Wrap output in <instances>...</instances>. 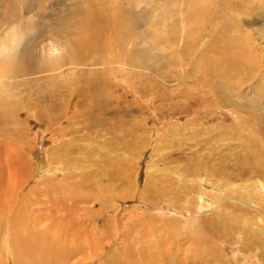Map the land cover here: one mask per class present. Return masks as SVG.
Returning <instances> with one entry per match:
<instances>
[{
    "label": "rangeland",
    "instance_id": "obj_1",
    "mask_svg": "<svg viewBox=\"0 0 264 264\" xmlns=\"http://www.w3.org/2000/svg\"><path fill=\"white\" fill-rule=\"evenodd\" d=\"M11 1L0 0V25L4 29L1 30L3 34L1 33L0 38L11 41V43L20 40L16 47V51L20 55L15 53L12 58L9 57L10 60H14V65H20L26 61L27 50L39 52L36 43L41 37H44L43 32L48 30L47 24H49L48 27L50 26L49 29H52L50 25L52 24L55 32H52L53 29L49 31L50 38L62 36V53H70V50L66 48V40L69 41L71 38H74V41L78 38L82 40L85 33L86 36L95 30L101 40L100 47L108 50V52L104 51V55L111 54V59H114V55H120L129 62L134 57L140 59L141 67L131 65L125 67L127 71L125 69L122 72L119 71L120 74H125L123 80L129 78L127 80L129 84L125 85L126 88L121 85V81L117 82L116 77L109 76L104 80V83L109 82L110 86L108 88L106 84L104 87L106 91L101 89L103 96L98 100L100 108L94 111L96 117L93 116L83 122L75 120L76 125L88 124L87 126L91 128L87 127L89 129L86 128V132L81 131L82 135L79 133L80 135L77 136L69 134V129L76 126L75 122L73 120L67 122L77 112L78 104L75 102V97L61 96L55 100L53 110L48 111L53 114L57 110L55 112L57 118L55 117L52 121L53 126H50L46 121L37 123L30 114L33 109L30 106H26V109L22 105L23 98L20 96L21 92V95H30L36 86L33 84L21 85L27 88V93L21 87L19 90L22 91L16 92L19 93V96L16 97V93L10 94L8 89L9 86H14L16 81L8 82L7 79L0 78L3 81L0 83L2 85H0V115L5 113L4 118L0 116V168L4 171L0 169V179L6 180L4 177L8 174L6 172H11L10 168H17V173L19 171L23 173L24 178L19 183L22 187L18 188L16 193L18 201L17 209L15 208L14 212L16 215L19 214L17 217L23 216L26 218L24 220H29L31 214L27 210L34 209L37 217H39V213L43 212L42 216L45 214L47 219L45 218L44 221L37 224L36 230L43 232L44 229V232L48 234L46 227L49 224L55 223L60 220L59 218L64 219V222L61 220L60 223L68 225H65L67 228H63L62 231L70 229V232L67 231V235L70 234L78 241L88 234L86 232L89 230V220H93L96 236L103 237L106 234L108 239L110 237H113L114 240L117 239V241L111 240L113 242L108 245H101L102 250H96V252H94L93 246L82 248L78 253L82 251L83 253L71 257L66 264H120V261L132 262V264H158L156 259L165 260L168 264H191L188 262L190 257H201L207 260L201 261V264H240L243 260L245 264H264V249L261 248V252L260 248H257L264 245L251 238L254 236L251 234L255 233V237L258 235L264 241V225L260 226L264 221V200L257 198L260 187L258 183L256 185L259 180L264 183V158L261 159V156L264 155V142H262L264 141V98H262L264 97V0H250L253 4L248 0L243 3L242 0H201L202 5L210 7L211 11L207 10V13H203L197 8L199 0ZM32 2L34 3L32 4ZM111 3L112 5L108 6ZM194 10H197L198 13H192ZM156 14H160L159 18ZM102 19H106L108 23L110 21L108 28L102 27L107 24V21L103 23ZM7 25L10 26L5 28ZM110 26L113 28L110 29ZM12 29L13 34L16 33L13 36H11ZM97 29L101 32L97 33ZM57 32L58 36H54ZM16 37L17 39L14 41ZM38 38L40 39L38 40ZM74 41L70 40L69 42ZM0 43H4V41ZM108 44H112L113 47ZM26 45L28 48L25 47ZM120 46L126 48L130 54L132 53V56L127 54L126 50L123 53H117L116 49L118 50ZM14 51L15 49L12 53ZM7 63H1L4 74L6 73L4 68L8 66ZM71 69V67L63 66L62 75L65 76V81L58 83L69 84L76 75L80 77L83 76V73L90 71V68L80 69V74L76 70L73 75L70 74ZM28 77L23 76L16 79L22 81ZM37 90L39 94H42L39 92L41 87ZM68 90L69 93L78 97L76 95L77 88L65 91L68 92ZM115 96L117 97L115 98ZM41 108L44 110L43 106ZM201 122L202 124H199ZM52 128L55 130L59 128L65 133L63 131L53 133ZM254 133L257 134L254 135ZM38 138L43 142V145L40 144ZM260 139L262 140L260 141ZM69 140L74 141L68 142ZM31 142H34V145ZM249 143L252 151L255 152L251 153L250 149L247 152L246 148ZM184 145L187 146L186 149ZM41 149L44 150L41 151ZM242 149L246 151L243 152ZM241 152L246 153V156ZM166 156L169 157H167L168 160ZM241 158H243L242 161ZM251 159L252 161H250ZM197 160L199 163L196 166ZM204 162L209 166L207 167ZM237 162L240 163L238 166ZM56 164H61L58 174L52 171L53 168L54 170L58 169ZM180 164L181 166L178 167L177 165ZM190 164L192 168L198 167V171L195 172L194 168L187 166ZM224 165L225 167H223ZM120 166L122 167L120 168ZM173 167L180 172L172 170ZM255 168L262 170L258 172L259 177L252 173ZM116 169L118 170L116 171ZM189 169L192 172L190 174L187 172ZM47 170L49 171L47 172ZM249 174H252V177ZM198 176H203V178L199 179ZM59 178L65 183L74 181L76 185L82 181L85 193L95 192L93 188L102 185H106V188L103 192H98L100 201L96 200L95 203H91L92 206L89 208L90 201L83 204L89 210L87 214L83 207L78 215L72 216V220H67L65 219L67 216H64L67 214H64L65 210L57 209L56 204L52 201L54 196L58 197L61 194H57L58 192L55 191L54 193L52 187L48 188V186H53V188L63 191L64 188L56 187L51 181V179L58 180ZM156 179H159L160 182ZM49 181H51L50 184ZM201 182H206L207 187L198 186ZM42 184L44 185L42 186ZM144 184L152 186L156 184L159 189L162 187L168 191L176 189V191L184 192L192 189L193 193L181 197V202L186 201L192 206L200 203L203 206L199 212L201 217L215 225H217L216 215L213 216L215 218L213 220L209 214L213 211L220 214L219 201L222 197L225 201L226 198L230 199L227 202L234 208H229L230 213L228 214L237 215L240 219L245 217L248 221L246 228L249 226V229L253 228L251 232L244 231L243 233V238L248 242H241V238L236 237L237 234H231L233 232H229L227 237L225 236L226 241L221 238L217 239V237L216 241L213 236L216 231L209 226H206L202 231L201 225L199 224L200 227H198L194 221L192 222L193 229L191 226H185V228L191 233L197 230L195 234L187 235L189 233L185 231L180 233V222L183 224V221L188 218L189 209L188 211L184 210L186 214L178 215L172 212L170 205H179L180 200L170 196L167 191L159 193L157 196L152 192L153 190L145 189L143 192ZM185 185L188 188L183 189ZM67 187L69 190L72 189L70 186ZM196 187L199 188V192L203 193L204 202L201 201L202 203L199 202L198 195L194 192ZM47 188L50 190L48 194L45 193L48 196L42 195L41 193ZM255 188L258 189L257 192ZM228 193L229 198L226 197ZM214 195L219 197L218 206L211 203ZM81 196L84 194L82 193ZM60 200L61 197H58L57 201ZM39 201H44V204H39ZM100 202L105 206L102 211ZM23 203L25 206L22 205ZM27 206L31 209H28ZM36 208L40 210L38 211ZM173 208L176 209V207ZM224 209L225 212L229 211ZM255 209L257 210L255 211ZM251 214L253 217L250 216ZM51 216L55 218L54 221L51 220ZM88 217L90 218L88 219ZM206 220H204V224L208 225ZM255 220L256 222H254ZM168 222L173 226L171 225L169 228ZM46 223H48L47 226H45ZM78 223L80 224L78 225ZM81 224L83 226H80ZM41 225L43 226L41 227ZM39 226L42 230H39ZM73 227L74 229H72ZM0 228H2L0 229L1 233L5 227ZM20 230L23 233L25 229ZM48 231L52 236L54 228ZM63 232L60 233L63 234ZM200 233L206 243L201 238L195 237ZM3 236H0V264H21V260H25L27 256L19 255L18 250L16 251L17 256L16 253L10 255L3 247ZM203 248L209 250L214 248L213 256L206 258L202 253ZM235 252L239 253H237V259L234 257L232 259L231 254ZM85 255L89 258L81 259V256ZM136 256L142 258V263L134 260ZM254 258L258 263L253 260ZM26 260L28 261V259ZM249 260L250 262H248Z\"/></svg>",
    "mask_w": 264,
    "mask_h": 264
},
{
    "label": "bare ground",
    "instance_id": "obj_2",
    "mask_svg": "<svg viewBox=\"0 0 264 264\" xmlns=\"http://www.w3.org/2000/svg\"><path fill=\"white\" fill-rule=\"evenodd\" d=\"M11 1V0H10ZM13 1V0H12ZM11 1V2H12ZM182 1V0H181ZM193 1V0H192ZM243 1H246V0H242V3H243ZM248 1H250V0H248ZM248 1H246V2H248ZM252 1V0H251ZM250 1V2H251ZM6 2V1H5ZM178 2V1H177ZM249 2V3H250ZM34 2H32V4H33ZM118 3V2H117ZM146 3V2H145ZM183 3V2H182ZM200 3V4H199ZM252 3V2H251ZM184 4V3H183ZM188 4V3H187ZM206 4V3H205ZM253 4V3H252ZM110 5H112V3L111 4H109L108 6H110ZM126 5V4H125ZM182 5V4H181ZM180 5V6H181ZM244 5H246L245 3H244ZM19 7V6H18ZM188 7H190L189 5H188ZM212 7V6H211ZM109 8V7H108ZM133 8V7H132ZM197 8L199 9V10H201L203 13L204 12H206L207 13V10H208V12H209V10H210V7H206V6H204V5H202V1L201 0H199V2L197 3ZM196 8V9H197ZM214 8V7H213ZM218 8V7H217ZM106 9V8H105ZM110 9V8H109ZM168 10V9H167ZM217 10V9H216ZM11 11V10H10ZM182 11H183V9H182ZM197 11V10H196ZM195 10H194V12H192V13H195L196 12ZM211 11V10H210ZM180 12V11H179ZM7 13V12H6ZM130 13V12H129ZM152 13V12H151ZM182 13V12H181ZM198 12H196V14H197ZM202 13V14H203ZM188 14V13H187ZM159 15L160 14H156V16L159 18ZM210 15V14H209ZM162 16H163V14H162ZM208 16V15H207ZM215 16V15H214ZM39 17V16H38ZM103 17V16H102ZM152 17V16H151ZM199 17V16H198ZM10 18V17H9ZM16 18V17H15ZM104 18V17H103ZM109 18V17H108ZM169 18V17H168ZM193 18V17H192ZM215 18V17H214ZM154 19V18H153ZM201 19V18H200ZM109 20V19H108ZM110 20L111 21H113L111 18H110ZM116 20V19H115ZM155 20V19H154ZM181 20V19H180ZM11 21V20H10ZM16 21V20H15ZM103 23H106V19H102L101 20ZM151 21V20H150ZM177 21V20H176ZM201 21V20H200ZM203 21V20H202ZM143 22V21H142ZM8 23V22H7ZM12 23V22H11ZM109 23H110V21H109ZM108 23V21H107V24H104V26H102L103 28H108L109 26L108 25H110ZM113 23V22H112ZM115 23V22H114ZM113 23V24H114ZM205 23V22H204ZM203 23V24H204ZM5 24V23H4ZM48 25L49 24H47V28H48V30L46 29V31L45 32H43L44 33V37H41V39L40 38H38V42L36 43L37 45L36 46H38V50H39V52H36V51H33V50H27L26 51V61L25 62H23L22 64H20V65H14L15 63H14V60H10L9 59V57H11L12 58V56H13V54H18L17 53V51H16V47L19 45V43L20 42H18V41H20V40H18L16 43H11V41H7L6 39H1L0 38V42H3L4 41V43H6V44H4V43H0V53H1V60H0V62L2 63H7L8 64V66H6L7 68H4V70L6 71V73L4 74V73H2V72H4V71H2V66H1V63H0V73H2L1 75H0V78H3V79H7V81L8 82H10V81H13V80H15L14 82V86H9V91H10V94H13V93H16V92H21L22 90H25L26 91V93H27V88H24L23 86H21V85H28V84H33V85H35L36 86V89H33V91H32V93L30 94V95H21V93H20V96L23 98V100L25 101V103H24V101L23 100H21L22 101V105L23 106H30L32 109H33V111L30 113L34 118V120L37 122V123H41V122H44V121H46V122H48L49 124H50V126H53V119L56 117L57 118V114H55V112H57V110L56 111H54V113L53 114H50V112H48V111H52L53 109L52 108H54V105H55V100L57 99H59L61 96H64V97H75V102H76V104H78L77 105V112H75L74 114H73V116L72 117H70L69 119H68V121L67 122H70V121H74L75 122V120H78V121H81V122H83V120L84 121H86V119H91L93 116H94V111L95 110H98L99 108H100V103H99V99H101L102 98V94H101V89H103V91H106L105 89H104V87H106V84H107V87L109 88V86H110V84H109V82H106V83H104V80L105 79H107V77H109V76H111V77H116L117 78V82H120L121 81V85L124 87V88H126V86L125 85H128L129 83V81L127 82V80L129 79V78H127V80H123V78H124V75H122V74H120L119 73V71H123V69H125V67H129V66H137L138 68L140 67V59H137V58H134L133 57V60H131L130 62L129 61H127V60H125L124 58H123V56L121 57L120 55H114V59H111V54H109V55H104V51H106V52H108V50L106 49V48H104V47H100V44H101V40L99 39V36H97L96 35V33H95V30L94 31H92L91 33H89L88 35H86L85 36V34H84V36H83V39L81 40L80 38H78L77 40H75L74 41V38L72 39H69V41L70 40H73L74 42H69L68 40H66L65 42H67V49H69L70 50V53H62V51H63V46H62V44H61V42L63 41L62 40V36H58V32H57V34H55L54 36H58L57 38H50V33H49V31L50 30H52L53 29V25L52 24H50L51 25V27H52V29L50 28L49 29V27H48ZM10 25H7L5 28H8ZM39 26V25H38ZM162 26V25H161ZM2 26L0 25V35H2L3 33H2V31L4 30L3 28H1ZM4 27V26H3ZM123 27V26H122ZM164 27V26H163ZM205 27V26H204ZM112 28H113V26H112ZM111 28V26H110V29H112ZM197 28V27H196ZM3 29V30H2ZM15 29V28H14ZM16 29H18V28H16ZM91 29V28H90ZM2 30V31H1ZM98 30V29H97ZM116 30V29H115ZM172 30V29H171ZM40 31V30H39ZM38 31V32H39ZM99 31L100 30H98L97 31V33H99ZM7 32V31H6ZM10 32V31H9ZM16 32V31H15ZM22 32V31H21ZM24 33H26L27 34V32H25V31H23ZM37 32V33H38ZM52 32L54 33L55 31H54V29L52 30ZM88 32H89V30H88ZM101 32V31H100ZM117 32V31H116ZM2 33V34H1ZM23 33V34H24ZM102 33H103V31H102ZM101 33V35H103ZM16 34V33H15ZM15 34H13V29H12V32H11V36H13V35H15ZM22 35V34H21ZM39 35V34H38ZM40 35H41V32H40ZM62 35V34H61ZM100 35V34H99ZM4 36H5V33H4ZM9 36H10V34H9ZM19 36V35H18ZM51 36H52V33H51ZM128 36V35H127ZM173 36V35H172ZM21 37V36H20ZM20 37H18L19 39H21ZM53 37V36H52ZM112 37V36H111ZM110 37V38H111ZM126 37V36H125ZM49 38V40H47ZM101 38V37H100ZM128 38V37H127ZM17 39V37L16 38H14V41ZM33 39V38H32ZM76 39V38H75ZM241 39V38H240ZM8 40H10V39H8ZM65 40V39H64ZM44 41H47V42H44ZM127 41V40H126ZM8 42H10L9 43V45H8ZM26 42V41H25ZM104 42V41H103ZM237 42V41H236ZM29 44V43H28ZM105 44V43H104ZM102 45V44H101ZM109 45V44H108ZM110 45H112V44H110ZM109 45V46H110ZM115 45H116V43H115ZM28 45H26L25 47H27ZM106 46V45H105ZM143 46V45H142ZM112 47H113V45H112ZM117 47H118V45H117ZM28 48V47H27ZM31 48V47H30ZM64 48H65V46H64ZM103 48H104V50H103ZM119 48H120V50H119ZM118 48V50L120 51H118L117 49H116V52L117 53H123V51L124 50H126V48H124L123 46H120ZM15 49V51H14V53H12V51ZM33 49V48H32ZM75 49V50H74ZM66 50V49H65ZM60 51V52H59ZM76 51V52H75ZM127 52H125V53H127V54H130V52L128 51V50H126ZM133 51V50H132ZM256 51V50H255ZM21 52V51H20ZM105 52V53H106ZM144 52H145V50H144ZM144 52H142V53H144ZM154 52H157V51H154ZM153 52V53H154ZM66 54V55H65ZM116 54V53H115ZM126 54V55H127ZM132 54V53H131ZM130 54V55H131ZM18 55H20V54H18ZM23 55V54H22ZM88 55V56H87ZM125 55V54H124ZM132 56V55H131ZM136 56V55H135ZM137 57V56H136ZM140 57V56H139ZM126 58V57H125ZM18 59V58H17ZM20 59V58H19ZM128 59V58H127ZM130 59H132L131 57H130ZM21 60V59H20ZM24 60V59H23ZM208 61V60H207ZM144 62V61H143ZM142 62V63H143ZM14 63V64H13ZM20 63V62H19ZM231 63V62H230ZM181 64H182V62H181ZM79 65V66H78ZM143 65V64H142ZM249 65V64H248ZM63 66H66V67H71L72 69H71V73L70 74H73L74 75V72L77 70V72H78V74H80L81 73V70L80 69H85V68H90V71L89 72H86V73H83V76H77L76 75V77H75V79H71L72 81H70L69 82V84L68 83H64V84H60V83H58L59 81L60 82H64L65 81V76H63L62 75V72H63ZM97 66H99L100 68H102V69H98L97 68ZM145 66V65H144ZM234 66V65H233ZM115 67H117V68H115ZM143 67V66H142ZM113 68H115V70H113ZM141 68V67H140ZM236 68V67H235ZM103 70V71H102ZM126 71H127V69H125ZM129 70V69H128ZM148 71V70H147ZM141 72V71H140ZM21 73H24V74H21ZM139 73V72H138ZM21 74V75H20ZM87 74V75H86ZM28 75H30L29 77H28ZM34 75H36V76H34ZM28 77V78H26V79H24V78H22V79H24V80H22V81H17V79H18V77ZM101 76H102V78H101ZM119 77H122V78H120L119 79ZM17 78V79H16ZM67 81V80H66ZM171 81V80H170ZM3 81H1L0 80V83H2ZM133 82V81H132ZM4 84V83H3ZM10 84V83H9ZM139 84H141V83H139ZM1 85V84H0ZM6 85V84H5ZM132 85V84H131ZM2 86V85H1ZM41 87V90L39 91V92H41L42 94H39L38 93V88L39 87ZM48 86H50V87H48ZM102 86H103V88H102ZM22 87V90L20 91L19 90V88H21ZM44 87H48V88H44ZM128 87V86H127ZM29 88H31V87H29ZM44 88V89H43ZM74 88H77V90H76V95L78 96V97H76L74 94H72V93H69V90H68V92L67 91H65L66 89H74ZM115 88V87H114ZM129 88H131V87H129ZM133 88V87H132ZM139 88V90H141L140 89V87H138ZM146 88V87H145ZM164 88V87H163ZM7 89V90H8ZM128 89V88H127ZM135 89V88H134ZM143 89V88H142ZM149 89V88H148ZM30 90H32V89H30ZM228 90V89H227ZM230 90V89H229ZM61 91H63V92H61ZM102 91V92H103ZM128 91V90H127ZM131 91V90H130ZM132 91H133V89H132ZM131 91V92H132ZM8 92V91H7ZM134 92V91H133ZM138 92V91H137ZM30 93V92H29ZM140 93H141V91H140ZM143 94V93H142ZM136 95V94H135ZM263 95V94H262ZM9 96V95H8ZM16 97H18L19 96V93H16V95H15ZM123 96V95H122ZM136 96H138V94L136 95ZM253 96V95H252ZM117 96H115V98H116ZM119 97V96H118ZM140 97H142V95L140 94ZM139 97V98H140ZM32 98H34V99H32ZM159 98V97H158ZM262 98H264V97H262ZM1 99V98H0ZM16 99V98H15ZM31 99V100H30ZM124 99V98H123ZM223 99V98H222ZM9 100V99H8ZM7 100V101H8ZM64 100V99H63ZM106 100V99H105ZM261 100V99H260ZM3 101V100H2ZM13 101V100H12ZM107 101V100H106ZM173 101V100H172ZM8 102H10V101H8ZM63 102V101H62ZM119 102V101H118ZM261 102H263V101H261ZM12 103V102H11ZM10 103V104H11ZM14 103V102H13ZM117 103V102H116ZM3 104H4V101H3ZM109 105H110V103H108ZM4 105H6V103L4 104ZM35 105H37V106H35ZM40 105V106H39ZM173 105V104H172ZM33 106H35V107H33ZM41 106H43L44 107V110L41 108ZM264 106V105H263ZM261 107V106H260ZM23 108V107H22ZM102 108V107H101ZM151 108V107H150ZM26 109H27V107H26ZM52 109V110H51ZM106 109V108H105ZM115 109V108H114ZM169 109V108H168ZM174 110V109H173ZM1 111H3V110H1ZM11 111V110H10ZM19 111H21L20 109H19ZM29 111V110H28ZM114 111V110H113ZM13 112V111H12ZM17 112V111H16ZM30 112V111H29ZM97 112V111H96ZM100 112V111H99ZM3 113V112H2ZM96 114V113H95ZM119 114V113H118ZM4 115H5V113H4ZM4 115H0L1 116V118L3 117L4 118ZM97 115V114H96ZM112 115V114H111ZM128 115V114H127ZM116 116V115H115ZM259 116V115H258ZM94 117H96V116H94ZM14 118V117H13ZM29 120V119H28ZM99 120V119H98ZM119 120V119H118ZM11 121V120H10ZM110 121V120H109ZM92 122V121H91ZM90 122V123H91ZM86 123V122H85ZM87 123H88V121H87ZM188 123V122H187ZM73 124V123H72ZM96 124V123H95ZM199 124H202V122L201 123H199ZM203 124H205V123H203ZM74 125V124H73ZM75 125H76V122H75ZM88 124H86V125H81V126H78V125H76L75 127L74 126H72V128H70L69 130H70V132H69V134L70 135H72V136H77V135H80L81 133V131L84 133V132H86L85 131V129L87 128V127H89V128H91L90 126H87ZM190 125V124H189ZM40 126V125H39ZM49 126V127H50ZM204 126V125H203ZM94 127V126H93ZM92 127V128H93ZM199 127H200V125H199ZM198 127V128H199ZM89 128H87V130L89 129ZM204 128H206V127H204ZM64 129V128H63ZM65 129H67V128H65ZM116 129V128H115ZM4 130V129H3ZM68 130V129H67ZM84 130V131H83ZM201 130H202V128H201ZM11 131V130H10ZM9 131V132H10ZM52 131H53V133H56L57 131H61V129L59 130V128L57 129V130H55V128H52ZM63 131V130H62ZM61 131V132H62ZM66 131V130H65ZM29 132V131H28ZM67 132V131H66ZM88 132V131H87ZM94 132V131H93ZM256 132V131H255ZM2 133V132H1ZM7 133V132H6ZM37 133L39 134V132L37 131ZM52 133V134H53ZM59 133V132H58ZM63 133H65L64 131H63ZM80 133V134H79ZM89 133V132H88ZM91 133V132H90ZM258 133V132H257ZM256 133V134H257ZM60 134V133H59ZM58 134V135H59ZM66 134H68V133H66ZM255 133H254V135H256ZM12 135V134H11ZM54 135H56V134H54ZM61 135V134H60ZM82 135V134H81ZM120 135V134H119ZM204 135V134H203ZM69 136V135H68ZM199 136H200V134H199ZM63 137V136H62ZM15 138V137H14ZM32 138V137H31ZM263 138V137H262ZM123 139V138H122ZM31 140V139H30ZM35 140V139H34ZM33 140V141H34ZM38 140H40L39 138H38ZM84 140H85V138H84ZM242 140V139H241ZM262 139H260V141H261ZM74 140H69L68 142H73ZM199 142V141H198ZM253 142V141H252ZM262 142H264V141H262ZM31 143H33L32 145H34V142H31ZM25 144V143H24ZM27 144V143H26ZM25 144V145H26ZM40 144L41 145H43V142H41V140H40ZM87 144V143H86ZM184 144H186L185 143V141H184ZM198 144V143H197ZM196 144V145H197ZM185 146V149H186V145H184ZM27 147V146H26ZM33 147V146H32ZM43 147V146H42ZM44 149H45V146H44ZM44 149H41V151H43ZM180 149V148H179ZM188 149V148H187ZM247 152H249L250 150V152L251 153H253V152H255L254 150L252 151V149H251V145H250V143L248 144V146H247ZM248 149H250V150H248ZM82 150V149H81ZM123 150V149H122ZM183 150V149H182ZM243 150V149H242ZM241 150V151H242ZM87 151V150H86ZM190 151V150H189ZM244 151H246V150H243V152ZM31 152V151H30ZM172 152V151H171ZM170 152V153H171ZM193 152V151H192ZM243 152H241L242 154H243ZM44 153V152H43ZM86 153V152H85ZM91 153V152H90ZM183 153V152H182ZM92 154V153H91ZM125 154V153H124ZM123 154V155H124ZM185 154V153H184ZM52 155V154H51ZM168 156L170 155V154H167ZM174 155V154H173ZM179 155V154H178ZM186 155H187V153H186ZM239 156H240V154H238ZM243 155H245L246 156V153L245 154H243ZM34 156V155H33ZM43 156V155H42ZM82 156V155H81ZM104 156V155H103ZM168 156H166V158L168 157ZM171 156V155H170ZM177 156V155H176ZM181 156H182V154H181ZM189 156H190V154H189ZM194 156L196 157V155L194 154ZM248 156H251V155H248ZM247 156V157H248ZM51 157V156H50ZM172 158L174 157V156H171ZM193 157V156H192ZM241 157H242V155H241ZM151 158H152V156H151ZM169 158V157H168ZM168 158H167V160H168ZM188 158V157H187ZM253 158V157H252ZM260 158V157H259ZM264 158V155H262L261 156V159H263ZM37 159V158H36ZM72 159V158H71ZM103 159V158H102ZM115 159V158H114ZM183 159V158H182ZM242 159L243 158H241L240 160L242 161ZM109 160V159H108ZM164 160H166V159H164ZM186 160V159H185ZM191 160H194V159H191ZM246 160V159H245ZM200 161V160H199ZM250 161H252V159L250 160ZM263 161H264V159H263ZM36 162V161H35ZM53 162H54V160H53ZM57 162V161H56ZM60 162V161H59ZM194 162H196V161H194ZM240 162V161H239ZM199 162H198V160H197V163H196V166H197V164H198ZM205 163V162H204ZM203 163V164H204ZM221 163V162H220ZM210 164V163H209ZM218 164H219V162H218ZM240 163H238L237 162V166L239 165ZM43 165V164H42ZM61 164H56V168L58 167V169L56 170H54V168H53V172L54 173H57L58 174V172L61 170V166H60ZM184 165V164H183ZM205 165H206V163H205ZM40 166V165H39ZM55 166V165H54ZM178 167H180L181 166V164L180 165H177ZM187 166H190L191 167V164L190 165H187ZM194 166V165H193ZM200 166H201V162H200ZM207 166V165H206ZM209 166V165H208ZM207 166V167H208ZM236 166V165H235ZM43 167H45V166H43ZM117 167V166H116ZM122 166H120V168H121ZM205 167V166H204ZM222 167V166H221ZM223 167H225V165L223 166ZM247 167V166H246ZM117 168H119V166L117 167ZM124 168V167H123ZM123 168H122V170H123ZM192 168V167H191ZM194 168V167H193ZM192 168V169H193ZM250 168H253V167H250ZM1 169V168H0ZM27 169V168H26ZM175 170V168L173 167L172 168V170ZM184 169H185V167H184ZM187 169V168H186ZM224 169V168H223ZM247 169V168H246ZM262 169V168H261ZM11 172H6V173H8L7 174V176L6 177H4V178H6V180H3V179H0V227H5V229L3 230V232H1L0 233V236H3V239H4V243H3V247H4V249H6V251L8 252V253H10V255L12 254V253H16V256H17V252H18V254L20 255H22V256H27L26 257V259H28V261L25 259V260H21V264H66V262L71 258V257H73V256H75V255H80V253H83V251L82 252H80V253H78V251H80L82 248H90V247H94V252H96V250H102V247H100L101 245H108L109 243H111V242H113V241H111V240H114V238L113 237H110L109 239H108V237H106V234H105V236H103V237H98V236H96L95 234V231H94V223H93V220H89V230H88V232H86V233H88L87 235H85V237L82 239V238H79V239H82V240H75L70 234L69 235H67V231H69L70 232V229L69 230H64V232L66 231V234L62 231V229L63 228H67V227H65V225H68V224H63V223H60V221L62 220L61 218H59L60 220H57L55 223H51V224H49L48 226H47V224L48 223H46V225L45 226H47L46 227V230H47V232H49V234L48 233H46V232H44V229H43V232L41 231V232H38L37 230H36V226H37V224H39V223H41L42 221H44V219L46 218L45 217V214L42 216V213H39L40 215H39V217H37V215H36V213L34 212V209L32 210L31 209V207L30 208H28V206H27V208L28 209H31V210H27L28 212L30 211V214H31V219H29V220H24V219H26V218H24L23 216H21V217H17L18 215H16L15 214V212H14V209L17 207V201H18V199L16 198V193H17V189L18 188H21L22 187V185H19V183L23 180V178H24V176H23V173H22V171H19V173H17L18 172V169L16 168V169H13V168H10L9 169ZM28 170V169H27ZM38 170H39V168H38ZM118 169H116V171H117ZM125 170V169H124ZM182 170V169H181ZM188 170V169H187ZM195 172H197L198 171V167H195L194 169H193ZM1 171H3L2 169H1ZM0 171V172H1ZM41 171H42V169H41ZM49 170H47V172H48ZM63 171V170H62ZM176 171V170H175ZM178 171V170H177ZM176 171V172H177ZM261 172L262 170H260V169H254L253 171H252V173H253V175L254 176H258L259 177V175L260 174H258V172ZM4 172V171H3ZM178 172H180V171H178ZM187 172H189V174H190V169H189V171H187ZM15 173H17V175H15ZM27 173V172H26ZM40 174H41V172H39ZM43 173V172H42ZM192 173V172H191ZM1 174V173H0ZM5 174V173H4ZM39 174V175H40ZM47 174V173H46ZM52 174V173H51ZM94 174V173H93ZM179 174H181V173H179ZM206 174V173H205ZM216 174H218V173H216ZM261 174H263V173H261ZM44 175V174H43ZM53 175V174H52ZM120 175V174H119ZM177 175V174H176ZM250 175V174H249ZM47 176V175H46ZM57 176V175H56ZM91 176H92V174H91ZM150 176V175H149ZM185 176H187V175H185ZM231 176V175H230ZM236 176V175H235ZM244 176V175H243ZM251 177H252V174L250 175ZM190 177V176H189ZM197 177V176H196ZM195 177V178H196ZM215 177V176H214ZM216 177H217V175H216ZM234 177V176H233ZM245 177V176H244ZM57 178V177H56ZM188 178V177H187ZM198 178L200 179V178H203V176H198ZM50 179V178H49ZM92 179V178H91ZM221 179V178H220ZM83 181H85L84 179H82ZM5 181V182H4ZM51 181L54 183V185L56 186V187H58V186H61L62 188H64V190L62 191L61 189H57V188H53V186H48V188L49 187H52L51 189H53V192L55 191L57 194H61V195H59L58 197H61V200L60 201H57L58 200V197L57 196H54L53 197V199H52V201H53V203H55L56 204V208L57 209H63V210H65V212H64V214L65 213H67L66 215H64V216H67L65 219H67V220H70L71 218H72V216L73 215H75V214H79L80 213V211L83 209V207H85V206H83V204H85L86 202H88V201H90L89 202V205H88V208L90 207V206H92L91 205V203H95V201L97 200V202L98 201H100L99 200V198L98 197H100L99 195H98V192L99 191H104L105 190V188H106V185H102L101 187H97V188H93L94 189V191L95 192H92L91 193V191L89 192V193H85L86 192V190H84V186H83V183H82V181L81 182H78L77 183V185H76V183H74V181H71L72 183H70V182H68V183H65V181H63L62 179H58V180H55V179H51ZM51 181H49V184H50V182ZM156 181H158V182H160V180L159 179H156ZM25 182V181H24ZM112 182H113V180H112ZM149 182V181H148ZM198 182V181H197ZM23 183V182H22ZM257 183H258V185H259V187L261 188H259V190L260 191H258L257 192V190L258 189H256L255 188V190H256V192L257 193H259V196L257 197V198H260L261 200L263 199L264 200V183L262 182V180H259L258 182H256V185H257ZM229 184V183H228ZM18 185V186H17ZM44 184H42V186H43ZM46 185V184H45ZM145 185V184H144ZM209 185H211V184H209ZM255 185V186H256ZM66 186H70V187H72V189L71 190H69V188L67 187L66 188ZM198 186H203V188L204 187H207V184H206V182H201V183H199L198 184ZM79 189H78V188ZM178 187H179V185H178ZM212 187H214L213 185H212ZM46 189L43 193H41L42 195H44L45 193H49V189ZM60 188V187H59ZM66 188V189H65ZM161 189H159V187L156 185V184H154V186H152V185H145L144 186V188H143V192L145 191V189L148 191H151V190H153L152 192L157 196L159 193H163V192H165L166 193V191L167 192H169V195L170 196H173V197H176V198H178V199H176V200H180V204L179 205H177L176 203V205H170V209H171V211L172 212H174V213H177L178 215L179 214H181V213H184V214H186V212L185 211H188V209H189V215H188V218H186V220H184L183 221V224H182V222H180V233H182V232H187V233H189V234H187V235H190V234H195V232L197 231H195L194 233H191V231L190 230H187L186 228H185V226H191L192 227V229H193V224H192V222L194 221L195 223H196V225L198 226V227H200L199 226V224L201 225V230L202 231H204L203 229L207 226H209V228H212L214 231H216V233H214L213 234V236H214V240H216V237H217V239H219V238H221V240H224V241H226V239H225V236L229 233V232H233V233H231V234H237L236 235V237H240L241 238V242H243L244 243V241H246L245 240V238H243L244 237V235H243V233H244V231H246L247 233L248 232H251L252 231V229L253 228H251V229H249V227L248 228H246V225L248 224V221L246 220V218L245 217H242V219H240V217L239 216H237V215H231V214H228V213H230V209L229 208H234L231 204H229L228 202H227V198H226V201L223 199V197L221 198V200L219 201V197H218V195L217 196H215L214 195V199H212V204L213 203H215L217 206H218V201L220 202V205H221V213L220 214H217V213H215L214 211L213 212H211L209 215L212 217V219L213 220H215V218H216V222H217V225H215V224H212V223H210L208 220H206V219H204V218H202L201 216V213H199V212H201V210H200V208L201 207H203L200 203H198V204H196V206H192V204L191 203H188V202H186V201H184V202H181L182 200H181V197H186V195L187 194H190V193H193V190L192 189H188V190H186V191H184V192H180V191H176V189L175 190H165L164 188H162V187H160ZM185 188H188V186L187 185H185L184 187H183V189H185ZM222 188V187H221ZM252 188V187H251ZM254 188V187H253ZM199 188H195V190H194V192L196 193V195H198V198H199V202H201V201H203V193H201V192H199V190H198ZM92 190V189H91ZM249 190V189H248ZM254 190V189H253ZM43 191V190H42ZM65 191H67V192H65ZM227 191H229V190H227ZM233 191V190H232ZM41 192V191H40ZM54 192V193H55ZM251 192H253L252 190H251ZM256 192H253V193H256ZM23 193V192H22ZM84 194V196H81V194ZM239 193H241V192H239ZM175 194H177L178 196H176ZM250 194V193H249ZM46 195V194H45ZM44 195V196H45ZM161 195V194H160ZM193 195V194H192ZM46 196H48V195H46ZM50 196V195H49ZM155 196V197H156ZM161 196H163V195H161ZM147 197V196H146ZM159 197V196H158ZM226 197H230V195H229V193L228 194H226ZM234 197V196H233ZM50 198V197H49ZM187 198H189V197H187ZM41 199V198H40ZM45 199H47V198H45ZM44 199V200H45ZM149 199V198H148ZM164 199V198H163ZM191 199V198H190ZM22 200V199H21ZM37 200V199H36ZM35 200V201H36ZM42 200V199H41ZM50 200V199H49ZM218 200V201H217ZM230 200V199H229ZM228 200V201H229ZM237 200V199H236ZM188 201H192V200H188ZM37 202V201H36ZM104 202V201H103ZM204 202V201H203ZM255 202H257V201H255ZM38 203V202H37ZM145 203V202H144ZM150 203V202H149ZM178 203V202H177ZM202 203V202H201ZM28 204H29V202H28ZM39 204H44V201H39ZM22 205H24V203L22 204ZM21 205V206H22ZM99 205H101V211L102 210H104V205L103 204H101V202L99 203ZM258 205H259V203H258ZM25 206V205H24ZM23 206V207H24ZM30 206V205H29ZM146 206H147V204H146ZM191 206V207H190ZM254 206V205H253ZM46 208L48 207L47 205L45 206ZM45 207H42L43 209H46ZM50 207V206H49ZM54 207H55V205H54ZM173 207H176V209H174ZM206 207H208V206H206ZM262 207V206H261ZM41 208V209H42ZM51 208V207H50ZM155 208V207H154ZM164 208V207H163ZM214 208V207H213ZM224 208H226V209H228L229 211H227V212H225L226 210L224 209ZM254 208H255V206H254ZM17 209V208H16ZM18 209H19V207H18ZM37 209V208H36ZM54 209V208H53ZM52 209V210H53ZM87 208L85 207L84 208V211L86 212V214H87V212H89V210L87 209ZM167 209V208H166ZM38 211L40 210V209H37ZM55 210V209H54ZM91 210V209H90ZM161 210V209H160ZM165 210V209H164ZM185 210V211H184ZM257 209H255V211H256ZM261 210V209H260ZM21 211V210H20ZM26 211V210H25ZM36 211V210H35ZM47 211V210H46ZM48 211H49V209H48ZM21 212H23V211H21ZM41 212V211H40ZM232 212V211H231ZM253 212V211H252ZM260 212V211H259ZM263 212V211H262ZM27 213V212H26ZM50 213V212H49ZM163 213V212H162ZM247 213V212H246ZM53 214V213H52ZM168 214V213H167ZM236 214V213H235ZM250 214V213H249ZM21 215H23L22 213H21ZM27 215H29V214H27ZM51 215V214H50ZM76 215V216H77ZM83 215V214H82ZM159 215H160V213H159ZM215 215H216V217H215ZM261 215V214H260ZM25 216V215H24ZM48 216H49V214H48ZM61 216V215H60ZM60 216H58V217H60ZM215 218H214V217ZM229 216H232V217H229ZM250 216H252V214L250 215ZM87 217V216H86ZM161 217V216H160ZM253 217V216H252ZM256 218L258 217L257 216V214H256V216H255ZM51 220H55V218L54 217H52L51 216ZM90 217H88V219H89ZM103 218V217H102ZM47 219V218H46ZM83 219V218H82ZM82 219H80V220H82ZM93 219V218H92ZM107 219V218H106ZM211 219V220H212ZM218 219H219V221H218ZM64 220V219H63ZM62 220V221H63ZM72 220V219H71ZM108 220V219H107ZM174 220V219H173ZM204 220H206L207 222H208V225L207 224H204ZM210 220V221H211ZM259 221H260V219H259ZM51 222V221H50ZM49 222V223H50ZM64 222V221H63ZM76 222V221H75ZM78 222V221H77ZM85 222V221H84ZM106 222V221H105ZM207 222H205V223H207ZM212 222V221H211ZM254 222H256V220L254 221ZM65 223H67V221L65 220ZM215 223V222H214ZM43 224H45V223H43ZM80 223H78V225H79ZM103 224H104V220H103ZM168 224H169V228H170V226L172 225V223H170V222H168ZM258 224V223H257ZM70 225V224H69ZM73 225V224H72ZM264 225V221H262V224H260V226H263ZM35 226V227H34ZM43 225H41V227H42ZM44 226V227H45ZM80 226H83L82 224L80 225ZM173 226V225H172ZM252 226V225H251ZM257 226V225H256ZM69 227V226H68ZM72 227V226H71ZM77 227V226H76ZM254 227V226H253ZM39 228H40V226H39ZM54 228V233H51L52 234V236L50 235V231H48V230H50V229H53ZM59 228H60V230H59ZM0 229H2V228H0ZM20 229H25L24 230V232L22 233L21 232V230ZM72 229H74V227L72 228ZM76 229V228H75ZM83 229V228H82ZM85 229V228H84ZM212 229H211V231H212ZM249 229V230H248ZM39 230H42V228H40ZM45 230V231H46ZM79 230V229H78ZM248 230V231H247ZM173 231V230H172ZM213 231V232H214ZM53 232V231H52ZM63 232V234H61V233ZM76 232V231H75ZM101 232H104V231H101ZM245 232V233H246ZM73 233V232H72ZM176 233V232H175ZM198 233V232H197ZM207 233V232H206ZM186 234V233H185ZM209 234H210V230H209ZM254 234V236H251V238H253V239H255V241H259V244H261V245H264V241L262 240V238H260L258 235L255 237V233H252L251 235H253ZM48 235H50V236H48ZM77 235V234H76ZM204 235V234H203ZM206 235V234H205ZM246 235V234H245ZM195 236V235H194ZM209 236V235H208ZM79 237V236H78ZM82 237V236H81ZM195 237H197V238H201L202 239V234L200 233V234H198L197 236H195ZM210 237H212V236H210ZM227 237V236H226ZM257 237H259V238H257ZM213 238V237H212ZM231 238V240H233V238H235V236H233V238L232 237H230ZM114 241H117V239L116 240H114ZM202 241L203 242H205L206 243V241L205 240H203L202 239ZM217 241V240H216ZM219 241V240H218ZM229 241H230V239H229ZM254 241V242H255ZM222 242V241H221ZM231 242V241H230ZM229 242V243H230ZM246 242H248V241H246ZM260 242H262V243H260ZM127 243V242H126ZM125 243V245H127ZM233 243V242H232ZM249 243H251V242H249ZM225 244V243H224ZM253 244V243H252ZM256 244H257V242H256ZM124 245V246H125ZM254 245V244H253ZM236 246H237V244H236ZM249 246V245H248ZM2 247V246H1ZM67 247H70V248H72V249H68ZM123 247V246H122ZM250 247V246H249ZM206 248V247H205ZM205 248H203V250H202V253L204 254V256L206 257V258H211V256H213V251H214V248H210V250L209 249H205ZM253 248V247H252ZM258 249L260 248V251L262 252V250L264 249V246L263 247H257ZM261 248H262V250H261ZM130 249V248H129ZM251 249V248H250ZM18 250V251H17ZM247 250H249V249H247ZM17 251V252H16ZM131 251V250H130ZM148 251H149V249H148ZM147 251V252H148ZM234 251H237V250H234ZM245 251V250H244ZM149 252H151V251H149ZM227 252H229V251H227ZM252 252V251H251ZM78 253V254H77ZM137 253V252H136ZM238 252H235V253H233V254H231V258L233 259V257L235 258V259H237V255L239 254H237ZM245 253V252H244ZM253 253H254V255H255V252L253 251ZM138 254V253H137ZM142 254V253H141ZM236 254V255H235ZM258 254H259V252H258ZM258 254H256L257 256H258ZM18 255V257H20ZM102 257V256H101ZM132 257H135V256H132ZM243 257V256H242ZM22 258V257H21ZM87 258H89L87 255H85V256H81V259H83V260H85V259H87ZM166 258V257H165ZM169 258V257H168ZM245 258V257H244ZM16 260V259H15ZM134 260L135 261H140V263H142V258L140 257V256H136V258H134ZM148 260H150V259H148ZM147 260V261H148ZM254 261L256 260L257 261V259L256 258H254L253 259ZM253 260H252V262H253ZM132 261V260H131ZM201 261L203 262V261H207L206 259H203V258H201V257H190V260L188 261L189 263H191V264H201ZM255 261V262H256ZM156 262L158 263V264H168L165 260H157L156 259ZM245 261L243 260V262L241 261L240 262V264H245L244 263ZM248 262H250V260L248 261ZM260 262V261H259ZM134 263H137V262H134ZM171 263V262H170ZM257 263H258V261H257ZM120 264H132V262L131 263H127V262H123V261H120ZM175 264V263H174ZM217 264V263H216ZM221 264V263H220Z\"/></svg>",
    "mask_w": 264,
    "mask_h": 264
}]
</instances>
